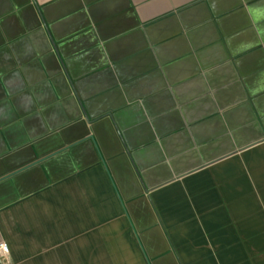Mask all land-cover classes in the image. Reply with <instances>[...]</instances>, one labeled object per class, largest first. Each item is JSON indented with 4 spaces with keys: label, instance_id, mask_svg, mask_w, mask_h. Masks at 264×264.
Segmentation results:
<instances>
[{
    "label": "crops",
    "instance_id": "1",
    "mask_svg": "<svg viewBox=\"0 0 264 264\" xmlns=\"http://www.w3.org/2000/svg\"><path fill=\"white\" fill-rule=\"evenodd\" d=\"M0 264H264V0H0Z\"/></svg>",
    "mask_w": 264,
    "mask_h": 264
},
{
    "label": "built area",
    "instance_id": "2",
    "mask_svg": "<svg viewBox=\"0 0 264 264\" xmlns=\"http://www.w3.org/2000/svg\"><path fill=\"white\" fill-rule=\"evenodd\" d=\"M6 253H7V247L5 243H0V254L4 256Z\"/></svg>",
    "mask_w": 264,
    "mask_h": 264
}]
</instances>
